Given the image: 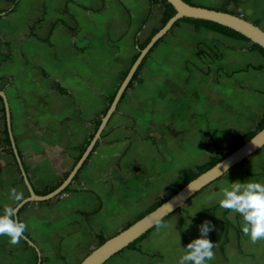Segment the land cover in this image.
<instances>
[{"label": "crops", "instance_id": "0c3cea01", "mask_svg": "<svg viewBox=\"0 0 264 264\" xmlns=\"http://www.w3.org/2000/svg\"><path fill=\"white\" fill-rule=\"evenodd\" d=\"M190 1L214 9L223 2ZM148 12L149 0H0V91L36 193L63 180L80 158L94 120L138 52L135 39L144 43L161 26V7L155 5L144 23ZM249 45L187 22L165 34L71 190L47 204L28 202L17 214L39 250V264H78L98 246L99 236L106 240L121 231L217 148L254 128L264 113V71L250 66L264 64V58ZM3 114L0 97V212L13 205L11 188L28 196ZM220 180L169 214L164 227L104 264H178L181 247L200 236L205 220L215 226L208 234L213 243L224 224L214 259L206 264H243V249L263 243L249 245L230 225L235 213L221 211ZM37 260L22 239L12 245L0 236V264Z\"/></svg>", "mask_w": 264, "mask_h": 264}, {"label": "water", "instance_id": "95a60500", "mask_svg": "<svg viewBox=\"0 0 264 264\" xmlns=\"http://www.w3.org/2000/svg\"><path fill=\"white\" fill-rule=\"evenodd\" d=\"M166 1L173 6L175 13L164 23V25H162L158 29L155 34L150 37V39L142 49H138V55L136 59L131 64L126 75L119 83L109 107L100 118V123L96 127L92 138L90 139L88 145L85 147L80 158L74 164L66 177L61 181V183L56 188L47 193L37 194L27 177L12 135L8 103L3 91H0V97L2 98L4 105L5 121L11 149L19 166L23 182L28 191V196H26L24 204L28 202L51 201L56 196L61 194L64 189L71 183L72 179L81 168L88 155L93 150L95 143L100 140L101 133L105 129L108 120L114 113L121 95L132 79V76L135 73L137 67L139 66L145 55L153 47V45L162 37H164V35L172 28L173 24L178 19L187 17L214 22L236 31L237 33L247 38L249 42L257 44L264 49V30L260 26L254 24L252 21L244 18L243 16L225 11H219L214 8L191 5L189 3H186L184 0ZM263 146L264 127L257 131L249 140L239 145L237 148L223 157L220 161L216 162L214 165L187 182L176 193L159 204L155 209L146 213L141 218H139L126 228L122 229L115 235L107 238L102 244L91 250L78 264H104L111 256L126 248L130 243L156 226L157 223L161 222L166 216L181 208L197 192L215 182L218 178L222 177L229 170L240 164L242 161L254 154ZM22 206L17 209V212ZM22 240L32 248H34L38 256L37 264H39L40 254L37 246L25 234L23 235Z\"/></svg>", "mask_w": 264, "mask_h": 264}, {"label": "clouds", "instance_id": "9594fccd", "mask_svg": "<svg viewBox=\"0 0 264 264\" xmlns=\"http://www.w3.org/2000/svg\"><path fill=\"white\" fill-rule=\"evenodd\" d=\"M13 205H6L0 212V236H7L12 245L22 239L27 224L17 216V209L25 202L23 191L13 187L9 191ZM218 203L221 208L242 217L241 230L252 244L264 241V183L247 180L228 183L220 189ZM158 222L157 227H164ZM215 230L211 221L205 220L199 226L200 236L192 239L182 248L178 264H206L214 259V243L208 238L210 231Z\"/></svg>", "mask_w": 264, "mask_h": 264}, {"label": "trees", "instance_id": "16d2710c", "mask_svg": "<svg viewBox=\"0 0 264 264\" xmlns=\"http://www.w3.org/2000/svg\"><path fill=\"white\" fill-rule=\"evenodd\" d=\"M186 3H189L191 5H196L194 3H192L190 0H184ZM239 0H223L221 6L219 8H215L216 10H219V11H225V12H229V13H232V14H236L235 11H232V10H228L227 9V6L229 3H235L237 4ZM15 3L16 2H13L14 6H15ZM155 5H159L161 7V12H162V20H161V26L164 25V23L175 13V10L173 8V6L171 4H169L166 0H149V12H148V15H147V18L145 19L144 23H146V21L149 19V17L152 15L153 13V7ZM207 8H210V7H207ZM12 10V9H11ZM11 10H9L8 12H10ZM7 12V13H8ZM238 15V14H236ZM183 22H187V23H191L195 28H199V27H204V28H208V29H211V30H214V31H217L223 35H226L228 37H231V38H235V39H240V40H244V41H247L249 42V40L247 38H245L243 35L237 33L236 31L232 30V29H229L227 27H224L222 25H219V24H216L214 22H210V21H206V20H200V19H194V18H187V17H183L181 19H178L172 26V28L178 26L179 24L183 23ZM254 24L258 25L257 22H253ZM160 26V27H161ZM159 27V28H160ZM155 29V30H152L149 38L144 42V43H138V41L135 39V43L138 47V49H142L146 43L148 42V40L150 39V37L155 34L158 29ZM171 28V29H172ZM171 29L166 33V35L171 31ZM165 36V35H164ZM163 37L158 41L156 42L153 47L149 50V52L145 55V57L143 58V60L141 61V63L139 64V66L137 67L135 73L133 74L132 76V79L130 80V82L128 83L125 91L123 92V94L121 95V98L117 104V107L119 105V103L121 102V100L123 99V97L125 96L126 92L132 88L134 86V83L135 82H138L140 81V74H141V70L143 69L144 67V63L146 61V59L148 58L149 54L151 53V51L156 47V45L162 41ZM248 49L249 50H253V51H257L263 58H264V49L261 48L260 46H258L257 44H254V43H251L250 42V45L248 46ZM138 55V52L134 55V57L132 58L131 60V63L129 66H131V64L134 62V60L136 59ZM197 55L198 56H202L201 55V50H197ZM251 68L255 69V70H262L264 71V64H261V65H257V66H250ZM128 69L125 71L124 75H123V78L124 76L126 75ZM122 78V79H123ZM60 92H63L65 93L66 91L64 89H60L58 88ZM113 95L109 96L107 98V104H106V107L105 109L103 110L101 116L105 113V111L107 110V108L109 107L112 99H113ZM117 107H116V110L114 111V113L117 111ZM101 116H98L95 120H94V123H95V128L98 126V124L100 123V118ZM3 117H4V114H3ZM111 118V117H110ZM109 122V121H108ZM108 124V123H107ZM264 127V113L261 115V118L259 119V121L257 122V124L254 126V128L250 131H247L243 134L240 135L239 137V143L236 147H234L232 150L228 151V152H225L224 150H222L221 148H217V154L214 155V156H210L209 159L201 164V165H198L195 170L188 174V175H185L181 180L175 182V184L169 188L161 197L157 198V200L149 207L147 208L144 212H142L141 214H139L131 223H129L128 225H126L124 228H126L127 226H129L130 224H132L133 222H135L136 220H138L139 218H141L143 215H145L146 213L152 211L153 209H155L159 204H161L163 201L167 200L170 196H172L174 193H176L182 186H184L187 182H189L190 180H192L193 178H195L196 176H198L200 173H202L203 171H205L206 169H208L209 167H211L212 165H214L216 162L220 161L223 157H225L227 154H229L231 151H233L235 148H237L239 145L243 144L244 142H246L247 140H249L257 131H259L260 129H262ZM95 130V129H94ZM94 133V132H93ZM93 133L90 135L89 137V140H87V142L84 144V146L81 148V152L80 154H82V152L84 151L85 147L88 145L90 139L92 138L93 136ZM99 141H97L94 145V148L93 150L99 145ZM10 151V149H9ZM90 156V155H89ZM89 156L87 157V159L84 161V163L82 164L80 170L86 165L88 159H89ZM79 170V171H80ZM78 171V173H79ZM78 173L75 175L74 177V180L76 179ZM66 176V175H65ZM64 176V177H65ZM221 178H218L215 182H217L218 180H220ZM73 180V181H74ZM62 181V180H61ZM61 181L59 182H56L52 185H49V186H46L42 191L40 192H37L39 194H44V193H47L51 190H53L54 188H56L60 183ZM71 184L70 183L62 193H67L71 190ZM211 185V184H210ZM209 186V185H208ZM206 186V187H208ZM202 191V190H200ZM199 191V192H200ZM199 192H197L195 195H193L192 197H195ZM61 193V194H62ZM59 194V195H61ZM58 195V196H59ZM57 197V196H56ZM55 200V198L53 199ZM51 200V201H53ZM51 201H44L42 203H49ZM27 204V203H26ZM24 204L19 210H18V215L20 214V212L22 211L23 207L26 205ZM178 210V209H177ZM175 210V211H177ZM169 216V215H168ZM168 216H166L163 220H165ZM162 220V221H163ZM161 221V222H162ZM160 222V223H161ZM157 226V225H156ZM156 226H154L153 228H151L150 230H148L146 233H144L143 235H141L138 239H136L135 241H133L132 243H130L126 248H130L132 247L135 243H137L138 241H140L141 239L145 238L148 233L154 229ZM123 228V229H124ZM224 224L221 223V233L219 235V237L217 238V240L215 241L214 243V246H216L220 240V238L222 237V234L224 233ZM99 243L98 245L102 244L104 241H105V238L103 236H99Z\"/></svg>", "mask_w": 264, "mask_h": 264}, {"label": "rangeland", "instance_id": "374dc122", "mask_svg": "<svg viewBox=\"0 0 264 264\" xmlns=\"http://www.w3.org/2000/svg\"><path fill=\"white\" fill-rule=\"evenodd\" d=\"M257 4H264V0H242L239 4L232 6V10H237L236 14L243 16L244 18L250 21L257 19L260 23L264 25V6L260 5L261 8H258L259 6ZM252 129L253 127L250 130ZM238 143L239 138L230 141L227 147H225L223 150L225 152H228L234 147H236ZM247 180L264 183V147H262L259 151H257L256 153L248 157L246 160L241 162L238 166L230 170V172H228L225 177H222V180H220V182L218 183L219 187L222 188L228 183H232L235 181L245 182ZM221 211L229 214L232 213L223 208H221ZM233 214L234 213H232V215ZM226 218L228 217L226 216L225 219ZM231 221V223L230 221L228 223H230L232 227H234L233 224H235V226L237 227L236 229L240 230V235L243 240H245L249 245H255L252 244L249 238L245 237L242 233V217L239 214L235 213V219L233 220L232 216ZM234 239L235 238L233 236V241ZM259 242H261V244L263 243L259 248L251 247V250L248 246H246V249H243V264H264V241Z\"/></svg>", "mask_w": 264, "mask_h": 264}]
</instances>
